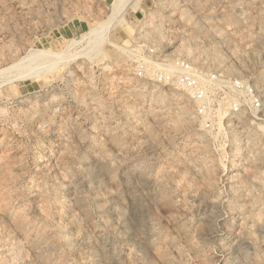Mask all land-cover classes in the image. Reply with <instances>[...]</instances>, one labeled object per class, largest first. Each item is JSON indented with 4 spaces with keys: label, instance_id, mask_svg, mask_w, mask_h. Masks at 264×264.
<instances>
[{
    "label": "rangeland",
    "instance_id": "374dc122",
    "mask_svg": "<svg viewBox=\"0 0 264 264\" xmlns=\"http://www.w3.org/2000/svg\"><path fill=\"white\" fill-rule=\"evenodd\" d=\"M117 1L0 0V264H264V0ZM143 44L260 114L204 130Z\"/></svg>",
    "mask_w": 264,
    "mask_h": 264
},
{
    "label": "built area",
    "instance_id": "2783aa9c",
    "mask_svg": "<svg viewBox=\"0 0 264 264\" xmlns=\"http://www.w3.org/2000/svg\"><path fill=\"white\" fill-rule=\"evenodd\" d=\"M140 48L141 54L134 62V76L184 93L204 130L213 131L219 124L240 115L260 114L263 93L249 79L200 66L186 58L161 57L155 48L145 44Z\"/></svg>",
    "mask_w": 264,
    "mask_h": 264
},
{
    "label": "bare ground",
    "instance_id": "6f19581e",
    "mask_svg": "<svg viewBox=\"0 0 264 264\" xmlns=\"http://www.w3.org/2000/svg\"><path fill=\"white\" fill-rule=\"evenodd\" d=\"M124 1L127 2V0H118L117 3L114 5L113 9H112V14L107 18V20L103 23V25L107 26L108 23H112V26L115 24L116 20L114 21V15L116 12H118V10H120L122 7H123V3H125ZM135 3V2H134ZM114 21V22H113ZM47 56V57H58L59 59L61 58L62 56V53H59V54H50V53H46V52H42V51H39L38 53L36 52L35 53V59L36 60H41L42 58H44V56ZM28 60V56H26L24 59H19L17 62L14 63L13 66L15 67H19L21 65L24 64V62H26ZM186 111V110H185ZM187 113V112H186ZM192 114V113H191ZM186 116V115H185ZM186 119V118H185ZM188 120V119H187ZM222 125V124H221ZM219 126V125H218ZM222 127V126H220ZM219 127V128H220ZM238 148V147H237ZM236 153V152H235ZM249 157V156H248ZM262 158V157H261ZM260 159V158H259ZM254 162V161H253Z\"/></svg>",
    "mask_w": 264,
    "mask_h": 264
}]
</instances>
